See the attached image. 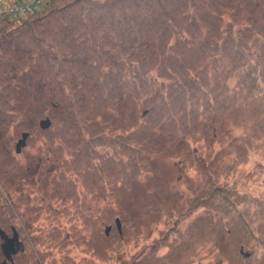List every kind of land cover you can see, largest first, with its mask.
Instances as JSON below:
<instances>
[{"label": "rangeland", "instance_id": "rangeland-1", "mask_svg": "<svg viewBox=\"0 0 264 264\" xmlns=\"http://www.w3.org/2000/svg\"><path fill=\"white\" fill-rule=\"evenodd\" d=\"M0 232L6 264H264V0L0 24Z\"/></svg>", "mask_w": 264, "mask_h": 264}, {"label": "water", "instance_id": "water-1", "mask_svg": "<svg viewBox=\"0 0 264 264\" xmlns=\"http://www.w3.org/2000/svg\"><path fill=\"white\" fill-rule=\"evenodd\" d=\"M40 124L42 127H46L50 124V121L48 118H45V119H42ZM21 135H22V137L16 143V151H19L21 146L25 143V138L27 136V133L23 132ZM115 221H116V225L119 227L120 226L119 219L116 218ZM109 228H110L109 225L105 228L106 233L108 232ZM0 236H1V238L4 239V241L1 245L2 251L5 253L6 259L11 260L12 254L15 253L17 250L15 247V245L17 244V242H16L17 235L15 234V235H13V237H7L3 232H0ZM6 259H4L0 264H6Z\"/></svg>", "mask_w": 264, "mask_h": 264}, {"label": "trees", "instance_id": "trees-1", "mask_svg": "<svg viewBox=\"0 0 264 264\" xmlns=\"http://www.w3.org/2000/svg\"><path fill=\"white\" fill-rule=\"evenodd\" d=\"M47 0H35V2L32 4V8L27 10L25 12V15H21V13L18 12H11V13H4L2 14V16H0V24H4L6 22H19V21H25L28 19L29 15H31V13L36 12ZM22 2L24 1H20L18 2V4H22ZM29 12H31L29 14ZM14 13V14H13ZM29 14V15H28ZM3 22V23H1Z\"/></svg>", "mask_w": 264, "mask_h": 264}, {"label": "built area", "instance_id": "built-area-1", "mask_svg": "<svg viewBox=\"0 0 264 264\" xmlns=\"http://www.w3.org/2000/svg\"><path fill=\"white\" fill-rule=\"evenodd\" d=\"M35 2V0L30 3V4H26V5H22V4H18L15 5L12 9H10L7 13H11V12H18L21 13V15H25V12L29 9L32 8V4ZM2 14H4L3 12L0 13V16H2ZM14 14V13H13Z\"/></svg>", "mask_w": 264, "mask_h": 264}]
</instances>
